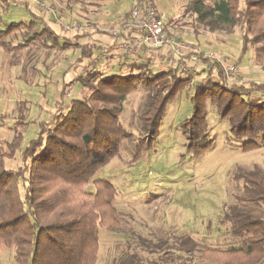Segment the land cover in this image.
Masks as SVG:
<instances>
[{
  "label": "trees",
  "instance_id": "1",
  "mask_svg": "<svg viewBox=\"0 0 264 264\" xmlns=\"http://www.w3.org/2000/svg\"><path fill=\"white\" fill-rule=\"evenodd\" d=\"M185 12L211 34L239 32L235 65L245 64L250 51L253 61L264 67V0H189ZM22 28L26 31L22 41L12 45L8 37ZM82 36L67 38L30 15L28 23L11 22L0 28V46L7 54L45 39L58 50L79 49L81 65L96 58L95 50H100L96 45L78 44ZM113 39L115 43L127 36ZM199 59L207 68L188 89L190 116L179 123L186 147L193 154L212 147L206 108L213 107L226 121L229 136L240 143L241 152L264 148V82L231 83L217 61ZM115 71L104 74L93 67L79 75L76 81L87 94L69 99L67 108L60 105L46 120L37 122L33 138L24 140L29 122L23 114L15 122L12 140L0 139V253L11 251L14 264H96L99 230L117 231L120 220L114 186L92 178L118 154L126 137L120 116L127 96L138 87L146 91L136 117L137 145H141L157 134L167 105L192 80L191 75L180 76L175 67L155 70L140 56L126 64L119 62ZM17 158L19 166L8 169L5 160ZM232 179L241 182V189L225 209L221 224L230 227L240 243L225 249L203 247L200 256L213 264H264V173L254 165L238 169ZM90 182L94 192L86 190ZM129 241L121 256L124 264H140ZM172 242L170 248L186 255L197 248L187 236L172 237ZM141 263L147 264L142 259Z\"/></svg>",
  "mask_w": 264,
  "mask_h": 264
},
{
  "label": "rangeland",
  "instance_id": "2",
  "mask_svg": "<svg viewBox=\"0 0 264 264\" xmlns=\"http://www.w3.org/2000/svg\"><path fill=\"white\" fill-rule=\"evenodd\" d=\"M39 1L53 8L56 17L67 21V24L83 25L86 30L82 35L88 34L89 29L100 32L104 27L99 21H92L91 17L96 13L101 14L112 25L129 14L136 2ZM188 2L189 0H155L159 10L166 15L167 27L173 31L174 37L195 43L208 51L207 53H213L232 63L236 72L230 76L231 83H246L250 79L264 82V67L253 61L250 51L243 60L246 61L245 64L235 65L241 46L239 32L236 31L232 36L211 34L185 12ZM98 10L99 12L92 13ZM24 19L29 18L23 6H0V28ZM55 23L52 21V24ZM25 34L26 31L22 28L11 34L7 40L16 45ZM43 42L45 39L22 51L6 54L4 83L1 82L0 72V115L3 116L0 121V139L3 142L12 140L15 122L23 114L29 122L24 140L35 136L37 122L47 116L43 107H40L39 99L45 97L49 101L47 106H53L50 104L52 88L42 85L46 81L45 77L48 78L54 70L53 63L56 60L63 59L74 65L78 76L86 71V62L81 65L77 62L79 49L58 50L50 41L45 42L46 44ZM99 54L95 50L94 57ZM128 61L127 58L114 56L104 60L99 70L104 74L117 73L113 68L114 64H126ZM46 62L48 65L45 66ZM203 76V71L199 75L193 73L195 82L190 84L197 83ZM191 85L188 84L183 93L167 105L157 134L149 143L142 142L141 145H137L139 131L136 117L146 99V91L138 87L127 96L120 116V124L126 137L121 141L118 154L99 168L92 178V181L103 180L114 186V204L120 220L117 231L99 230L96 264H124L121 256L127 252L128 240L131 241V250L135 251L140 264L141 259L147 264H213L201 258V248L225 249L240 243L230 227L221 224L225 209L233 203L241 189V182L234 181L232 177L238 169H251L254 165L264 173V148L241 152L240 143L229 136L226 121L218 117L213 107H207L208 132L213 145L200 154L189 151L179 123L190 116L186 93ZM86 94L87 91L77 81L70 83L66 92L67 99L80 98ZM5 163L8 169L14 170L19 166L20 160H5ZM86 190L94 192L92 182ZM185 236L197 244V248L190 255L170 248L174 245L172 237ZM166 251L168 252L165 253ZM0 264H14L11 251L0 253Z\"/></svg>",
  "mask_w": 264,
  "mask_h": 264
},
{
  "label": "built area",
  "instance_id": "3",
  "mask_svg": "<svg viewBox=\"0 0 264 264\" xmlns=\"http://www.w3.org/2000/svg\"><path fill=\"white\" fill-rule=\"evenodd\" d=\"M32 2L37 9L48 12L63 33L81 34L86 30L80 23L67 24L57 18L55 10L42 1ZM100 32L112 38L127 36V39L117 41L100 52L99 56L91 61L88 69L94 67L99 59L105 60L110 54H116L124 57L140 55L153 65L175 67L182 77L193 74L186 61L196 62L200 57L217 61L228 79L236 72L235 66L227 59L213 53L205 54L201 46L176 39L173 31L167 27L166 15L159 10L155 0H137L127 21L102 27Z\"/></svg>",
  "mask_w": 264,
  "mask_h": 264
},
{
  "label": "crops",
  "instance_id": "4",
  "mask_svg": "<svg viewBox=\"0 0 264 264\" xmlns=\"http://www.w3.org/2000/svg\"><path fill=\"white\" fill-rule=\"evenodd\" d=\"M16 5L24 7L29 19H30V15H36L38 18H41L52 30L58 32L60 35H65V37H67V38H72L73 37L74 34L63 33L62 31H60L58 29V27L55 24H52V21H54L52 16H50L49 13L46 12V11H42V10L37 9L35 7V5L33 4L32 0H0V6L1 7H4V6L6 7L7 6L8 8H11V7H14ZM93 12H99V10L98 11H92V13ZM128 15L129 14H127L119 22H121L124 19H127ZM29 19L28 20L24 19V20H21L20 22L28 23ZM91 19H92L93 22L94 21H97V22L99 21L100 24H102V26H104V27L105 26H111V24L107 23L104 20V17L101 14H97L96 13L95 15H93L91 17ZM63 21L65 23H68L65 20H63ZM112 25H114V24H112ZM5 26H6V24H5ZM5 26H3V28L1 27V29H4ZM89 30L90 31L87 32L88 34H85V35H83L82 37L79 38L78 44H80V45H86V44H88V45H96L100 49L98 51L102 52V51L106 50L110 45H112L114 43V39L112 37H109V36L105 35L102 32H98L97 30H92V29H89ZM203 51H204L205 54H207V52H208L206 50H203ZM53 53H55V52H53ZM98 56L99 55H97L96 58ZM109 56H112V57L118 56V57H120L122 55L110 54ZM139 56L140 55H133V56H130V57L122 56V57L125 58V59L127 58L129 60L130 58L133 59V58H137ZM140 57L144 58L143 56H140ZM5 58H6V52L0 47V72L2 74L1 75V82H3V83H4V80H3L4 75H6ZM96 58H94L93 60H95ZM93 60H91V61H93ZM91 61H88V62L85 63V65L87 66L86 70H88V66L90 65ZM186 62H187L188 67L191 69V71H193V73H195L197 75H199V73L201 71H204V69L207 68L205 63L201 59H199L196 62H191V61H188V60ZM53 64H55L54 65L55 67H53V69L55 71L52 70L50 72L48 78L45 77L46 74H45V76L43 75L46 78V81L42 85V86H46L47 85L48 87L52 88L51 89L52 102L50 103V104L53 105L52 108L47 106L49 101L45 100L44 99L45 97H43V98L41 97L40 98L41 100L39 99L40 107H43V109H44L43 111L45 112V114H47L46 118H48V116L54 114L56 112L57 107H59L60 105L62 107H64L65 105H68L69 98L67 99L66 92L69 89V84L70 83H74V81L76 82V76H78L77 70H74V68H75L74 65L72 66V64L68 63V61H65V60L61 59L60 61L56 60ZM102 64H104V61L99 59L94 67L96 69H100ZM46 65H48L47 62L45 63V66ZM117 65L118 64H114L113 68L115 70L117 69ZM155 65L156 64L153 65V69L156 68L155 70L166 69L164 67V65H159V66H155ZM191 81L193 83L195 82L193 78H192ZM189 85H191V84L189 83ZM46 118L44 120H46Z\"/></svg>",
  "mask_w": 264,
  "mask_h": 264
}]
</instances>
